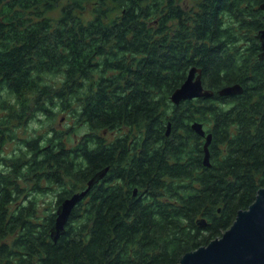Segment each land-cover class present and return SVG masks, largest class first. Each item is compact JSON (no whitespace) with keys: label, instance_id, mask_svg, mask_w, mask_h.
<instances>
[{"label":"trees","instance_id":"16d2710c","mask_svg":"<svg viewBox=\"0 0 264 264\" xmlns=\"http://www.w3.org/2000/svg\"><path fill=\"white\" fill-rule=\"evenodd\" d=\"M263 1L0 0V149L56 107L91 128L0 152V264H176L230 228L264 185ZM194 65L214 96L174 104ZM108 165L53 238L62 200Z\"/></svg>","mask_w":264,"mask_h":264},{"label":"water","instance_id":"95a60500","mask_svg":"<svg viewBox=\"0 0 264 264\" xmlns=\"http://www.w3.org/2000/svg\"><path fill=\"white\" fill-rule=\"evenodd\" d=\"M264 9V1L261 2ZM258 37L262 41L261 58H264V28L259 32ZM188 78L182 82L175 92L171 94L174 104H179L189 98H201L202 96H214V92L206 87L203 82L204 70L196 65L189 69ZM245 89L242 83H233L226 85L219 90L223 96L239 95ZM194 130L206 136L204 142L205 151L204 162L211 165L210 142L213 140V133L206 131L205 123L195 120L192 123ZM172 130V122L169 123L167 134ZM110 168L108 165L100 173H96L86 187L66 196L59 205L57 219L53 226V238L57 239L65 230L66 222L70 218L73 209L78 205V201L87 196L93 183L103 178L104 174ZM139 188H135L138 193ZM257 196L254 202L248 206L239 209L234 218L232 226L225 229L220 236L214 237L207 244H201L193 250L186 251L176 264H264V185L257 190ZM199 222L206 223L205 219Z\"/></svg>","mask_w":264,"mask_h":264},{"label":"rangeland","instance_id":"374dc122","mask_svg":"<svg viewBox=\"0 0 264 264\" xmlns=\"http://www.w3.org/2000/svg\"><path fill=\"white\" fill-rule=\"evenodd\" d=\"M185 1V0H184ZM69 0H62L61 4L62 6L64 4H67ZM186 2H191V0H186ZM61 6L55 10L54 12L52 11L50 14L53 15L54 17H58L61 14ZM89 9V8H88ZM91 10L86 13V17H90ZM78 102L77 104H79ZM62 105V103H60ZM57 109V115L54 119H48L47 116L43 113L37 112L36 117L32 118L27 122L25 120L24 125H20L18 129H16L14 132V137H12L9 142L5 143L4 148L0 149V152L2 153H7V154H12V152L15 149H18V147H21L23 145L22 141L31 135L37 136L38 134H43L48 131L49 128H46L44 125L50 124L53 126H56L59 130H70V133L68 137L70 138V142L76 143L78 139H82L90 130L91 128L89 126L83 125L82 121H78L79 117L77 116H72L71 113L67 110H59L60 108L56 107ZM4 111L0 108V115H2ZM77 120V122H76ZM49 121V122H48ZM72 127V128H71ZM120 131H113V132H105L106 137L110 139H114L116 135L119 134ZM43 196V194H41ZM50 194L48 199H50ZM55 205V201H53L52 205ZM53 207V206H51Z\"/></svg>","mask_w":264,"mask_h":264},{"label":"flooded vegetation","instance_id":"af4514ba","mask_svg":"<svg viewBox=\"0 0 264 264\" xmlns=\"http://www.w3.org/2000/svg\"><path fill=\"white\" fill-rule=\"evenodd\" d=\"M258 40L260 41V39L258 38ZM261 42V45H262V41H260ZM262 51L263 50H261V53H262ZM261 53H260V55H261ZM83 138V137H82ZM81 140V139H80ZM78 142H79V139H78Z\"/></svg>","mask_w":264,"mask_h":264},{"label":"bare ground","instance_id":"6f19581e","mask_svg":"<svg viewBox=\"0 0 264 264\" xmlns=\"http://www.w3.org/2000/svg\"><path fill=\"white\" fill-rule=\"evenodd\" d=\"M171 96V95H170ZM171 99H172V97H171ZM174 103V102H173Z\"/></svg>","mask_w":264,"mask_h":264}]
</instances>
